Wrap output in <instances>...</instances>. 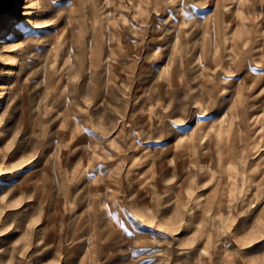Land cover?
Wrapping results in <instances>:
<instances>
[{
    "label": "rangeland",
    "instance_id": "1",
    "mask_svg": "<svg viewBox=\"0 0 264 264\" xmlns=\"http://www.w3.org/2000/svg\"><path fill=\"white\" fill-rule=\"evenodd\" d=\"M0 264H264V0H0Z\"/></svg>",
    "mask_w": 264,
    "mask_h": 264
},
{
    "label": "bare ground",
    "instance_id": "2",
    "mask_svg": "<svg viewBox=\"0 0 264 264\" xmlns=\"http://www.w3.org/2000/svg\"><path fill=\"white\" fill-rule=\"evenodd\" d=\"M245 179V178H244ZM42 189V188H41ZM40 191V190H39ZM43 191V190H42ZM3 201V200H2ZM7 209V208H6Z\"/></svg>",
    "mask_w": 264,
    "mask_h": 264
}]
</instances>
